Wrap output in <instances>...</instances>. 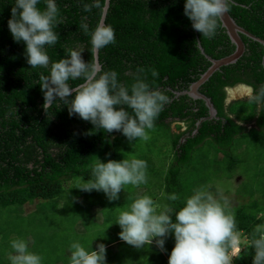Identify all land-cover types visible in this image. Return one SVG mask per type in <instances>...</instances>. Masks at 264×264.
Returning <instances> with one entry per match:
<instances>
[{
    "label": "trees",
    "instance_id": "obj_1",
    "mask_svg": "<svg viewBox=\"0 0 264 264\" xmlns=\"http://www.w3.org/2000/svg\"><path fill=\"white\" fill-rule=\"evenodd\" d=\"M93 2L55 0L62 22L54 28L58 43L46 46L52 63L67 58L68 50L77 47L84 49L81 55L85 63L96 62L91 54V33L102 20L106 0H99L100 7L85 12L83 5ZM185 3L111 0L106 15L105 25L114 29L116 43L99 50L102 71H115L118 81L129 89L139 76L150 88L170 98L145 142L138 138L129 141L122 132L108 133L76 114L70 116L72 97L68 103L54 101L45 111L39 78L49 75V69H31L25 43L16 42L8 28L15 0H0V264H11L9 256L15 255L11 242L16 239L24 240L30 252L41 256V264H50L54 258L55 264H70V257L60 254L67 248L71 251L74 242L96 251L90 237L98 236L92 227L101 225L93 212L89 214L92 224L87 225L90 232L84 239L80 233L65 235L63 241L57 238L77 227L79 214L90 211L96 199L109 203L105 225L112 226L113 213L129 209L143 196L160 206L158 212L170 208L168 214L176 222V213L195 190L203 188L215 194L218 182L236 178L240 181L236 191L239 203L230 210L243 247L232 264H253L252 234L257 225L264 224V110H258L248 98L228 100L229 90L239 85L251 86L257 92L264 85V45L242 35L244 56L222 67L200 88L217 111L209 119L206 102L184 93L211 67L208 57L223 59L232 55L236 46L220 20L212 39L194 30L184 15ZM38 7H46L44 0ZM229 13L239 26L264 40V0H230ZM82 22L88 25L87 33ZM152 69L158 77H152ZM82 82L69 81L73 87ZM125 108L132 114V109ZM176 121L186 123L187 130L182 131L180 125L174 130ZM132 158L147 162L146 184L124 186L115 201H109L103 191L80 189L94 179L96 159L107 163ZM172 194L179 199L169 200ZM33 205L35 210H25ZM94 239L96 245L101 244L98 237ZM154 240L140 249L121 239L105 243V264H118L116 259L120 264H168L174 234L165 239V251ZM113 245H118L119 251L112 255ZM62 257V263H56Z\"/></svg>",
    "mask_w": 264,
    "mask_h": 264
},
{
    "label": "clouds",
    "instance_id": "obj_2",
    "mask_svg": "<svg viewBox=\"0 0 264 264\" xmlns=\"http://www.w3.org/2000/svg\"><path fill=\"white\" fill-rule=\"evenodd\" d=\"M40 3L41 0H15L8 28L16 42L25 43L27 63L31 69H49V75L41 74L39 78L44 93V110L56 100L68 103V98L72 97L68 107L70 116L76 114L108 133L122 132L129 141L137 138L148 141L149 130L154 129L156 119L165 105L170 103V98L162 91L150 88L146 79L139 76L129 89L118 81L115 71H102L95 61L85 63L81 55L84 49L80 47L69 49L67 58L52 63L46 46L58 43L59 35L54 28L62 21L58 19L59 9L55 0H44L46 7L43 10L38 7ZM94 7H100L99 0L83 5V10L91 12ZM229 11L230 0H186L184 7V15L192 22L193 29L208 39L216 36L218 20L221 21ZM81 28L85 33L89 31L86 23L82 22ZM115 43L114 29L100 23L91 33V54L95 56L99 50ZM199 43V40L196 41V46ZM139 72L143 73L144 69H139ZM151 75L156 78L159 73L152 69ZM76 80L83 82L73 87L69 81ZM242 87L245 88L242 93H247L249 103L255 104L258 110H264V85L260 86L258 92L247 85L234 89ZM234 89L229 90L228 103L234 101L232 97H236ZM242 93L238 92V95ZM125 106L132 109V114ZM178 125L182 131L187 130L186 123L181 121H176L174 130ZM146 169L147 162L142 159L109 160L107 163L96 159L92 165L94 179L88 180L80 189L103 191L109 201H115L119 199L124 186L139 187L147 183ZM168 199L177 201L179 197L172 194ZM159 207L151 197L143 196L137 198L129 209L121 210L117 220L122 229L120 239L140 249L159 238L154 240L155 244L165 251V239L169 234H174L175 246L168 264H232L233 257L241 252L238 249L240 232L235 214L230 210L227 198L222 195L218 198L203 188L195 190L187 198L185 206L176 213V222L168 214L170 208L165 207L158 212ZM251 245L255 249L253 264H264V224L254 228ZM11 248L15 252V255L9 256L11 264H41L42 257L30 252L24 240H13ZM71 249L70 264L106 262L104 244L97 245L96 251H88L81 243L74 242Z\"/></svg>",
    "mask_w": 264,
    "mask_h": 264
},
{
    "label": "rangeland",
    "instance_id": "obj_3",
    "mask_svg": "<svg viewBox=\"0 0 264 264\" xmlns=\"http://www.w3.org/2000/svg\"><path fill=\"white\" fill-rule=\"evenodd\" d=\"M236 90L237 89H234L233 92H235ZM246 97H247V93H242L241 95H238V93H236V97H232V100L243 99V98H246ZM252 149H254V148H252ZM254 150L263 151V149H261V148L254 149ZM165 153H167V152H164V154ZM239 183H240V181H239L238 178H236L234 180H230V181L229 180H224L222 182H218L217 183V185H218V187H217L218 193H215L213 195L217 196L218 198L222 195L223 197L227 198V200L229 202V207H233V206H235V205H237L239 203V200H238L239 198H238L237 193H236ZM95 204L96 205H94L93 208L90 211H86V212L82 211L79 214L80 219L78 220V226L77 227L73 226L72 229H68L67 230V233H63V234L60 235V237H57V238L59 240L61 239L63 241V238H64L65 235L74 236V235H78L80 233V235H81L80 238L84 239L83 236L86 235V234H89V232H90V230H87V225L89 226V225L92 224V219L89 218V214L93 212V213H95V215H97L98 224L101 225V227H98V225H95L94 227H92L94 232L96 231L97 234H98V236H94V238L98 237V239L101 240L100 241L101 244L110 243V242H113L115 240L120 239V235L119 234L122 231V229L119 226V224H117V220H118V216L120 214L121 209L119 208L117 211L115 209L116 212L113 213V215H115V216L112 217V219H113L112 226H109L108 224L107 225L104 224L105 221L103 219L106 216L105 215V213H106L105 212V208L109 207V205H108L109 203H107L106 201H104V202L100 201L99 202L96 199L95 200ZM101 204H103V205H101ZM35 208H36V206L33 205V206L26 207L25 210L27 212H30V211L35 210ZM124 209H122V210H124ZM106 211H110V210H106ZM110 212H112V211H110ZM95 223H96V219H95ZM98 230H100V231H98ZM94 238L90 237L91 244L93 242L94 244L92 246H96V248H97V245H96L97 241ZM82 241H84V240H81V242ZM238 247H239L238 249H242V247H243L242 238L241 237H240V244H239ZM71 251H70V248H67L65 253H61L60 255H63L64 257H70L71 256ZM117 251H119L118 245H113V247L110 249V254L113 255V252L115 253ZM54 259L52 260V262L50 264H55V260ZM62 259H63V257L62 258H58L56 260V263H62ZM117 260L118 259H116V263L120 264L119 260L118 261Z\"/></svg>",
    "mask_w": 264,
    "mask_h": 264
},
{
    "label": "water",
    "instance_id": "obj_4",
    "mask_svg": "<svg viewBox=\"0 0 264 264\" xmlns=\"http://www.w3.org/2000/svg\"><path fill=\"white\" fill-rule=\"evenodd\" d=\"M109 7H110V0H106V6L104 8V14H103V17H102V20L100 23L105 24V19H106V15L108 13ZM221 22H222L223 27L227 30V33L230 37V40L236 46V50L232 55L225 57L223 59L215 60V59L208 57V59L212 62L211 67L208 69V71L205 74H203V76L197 82H195L192 85L190 91L187 93L190 97H192L194 99H202L206 102V105L209 108V112H210L209 119L214 118L217 115V111H216L212 101L207 96H205L204 94H202L200 92V88L207 81H209L210 78L217 71H219L222 67L229 66L231 64H235L244 56V54L246 52V44L242 38V35H245V36L253 39L254 41H257V42L264 45V40L260 39L259 37L253 35L252 33L248 32L246 29L239 26L237 24L236 20L230 15L229 12L224 14V16L221 19ZM95 57H96V63H98L100 65V63H99V52L95 55ZM199 125H200V123L198 124V126ZM182 141H184V139Z\"/></svg>",
    "mask_w": 264,
    "mask_h": 264
},
{
    "label": "bare ground",
    "instance_id": "obj_5",
    "mask_svg": "<svg viewBox=\"0 0 264 264\" xmlns=\"http://www.w3.org/2000/svg\"><path fill=\"white\" fill-rule=\"evenodd\" d=\"M244 90H245V88H243V87H242V88H239V90H236V91L234 92V94H236V93H238V92H241V93H242Z\"/></svg>",
    "mask_w": 264,
    "mask_h": 264
}]
</instances>
